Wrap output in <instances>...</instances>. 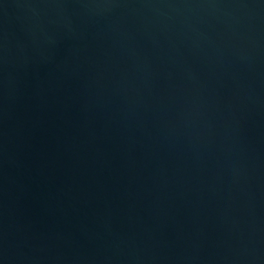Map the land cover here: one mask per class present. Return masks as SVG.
Here are the masks:
<instances>
[{"label": "water", "instance_id": "95a60500", "mask_svg": "<svg viewBox=\"0 0 264 264\" xmlns=\"http://www.w3.org/2000/svg\"><path fill=\"white\" fill-rule=\"evenodd\" d=\"M0 264H264V0H0Z\"/></svg>", "mask_w": 264, "mask_h": 264}]
</instances>
